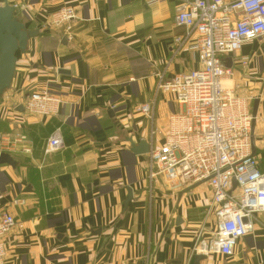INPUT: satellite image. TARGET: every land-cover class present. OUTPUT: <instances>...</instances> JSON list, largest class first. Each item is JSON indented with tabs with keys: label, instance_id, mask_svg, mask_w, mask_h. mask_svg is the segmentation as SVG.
<instances>
[{
	"label": "crops",
	"instance_id": "obj_1",
	"mask_svg": "<svg viewBox=\"0 0 264 264\" xmlns=\"http://www.w3.org/2000/svg\"><path fill=\"white\" fill-rule=\"evenodd\" d=\"M9 2L38 34L17 52L11 88L0 102V155L15 162L0 164V212L16 219L6 237V263L197 264L196 233L209 231L215 220L208 184L183 187L148 173V154L164 144L169 116L180 109L158 91L161 77L199 67L188 44L175 43L187 33L175 22L183 0ZM67 6L77 14L70 42L64 27L48 25L49 16ZM244 57L250 59L245 69ZM225 64L234 71L228 87L259 98L253 154L264 171V37L244 44ZM43 89L63 100L58 115L17 110ZM145 103L155 104L154 120L137 111ZM155 129L162 135L153 137ZM57 132L63 148L45 154ZM21 137L18 150L2 148L3 139ZM142 142L148 152L136 154ZM128 188L133 197L126 205ZM15 199L24 204L14 205ZM253 224L233 256H205L199 264H264V214Z\"/></svg>",
	"mask_w": 264,
	"mask_h": 264
},
{
	"label": "built area",
	"instance_id": "obj_2",
	"mask_svg": "<svg viewBox=\"0 0 264 264\" xmlns=\"http://www.w3.org/2000/svg\"><path fill=\"white\" fill-rule=\"evenodd\" d=\"M76 18L75 9L67 6L51 14L48 25L64 27L70 42L75 38ZM175 22L187 31L186 36L176 38V45L188 44L199 67L169 80L161 77L158 91L171 95L180 109L169 116L164 144L152 146L148 154L149 178L164 177L183 187L208 184L214 225L209 231L196 233L193 251L195 255L228 258L252 232L255 216L264 214V171L252 151L250 104L256 96H240L228 87L234 71L226 66L225 58L239 52L244 44L264 37V0H183ZM249 61L247 57L241 59L243 69ZM62 104L59 96L43 89L31 93L24 108L33 115L52 117L58 115ZM154 110L152 103L137 108L149 120H154ZM156 135H162V131L153 130L152 136ZM25 140L3 139L1 146L16 151V144ZM63 146L57 132L49 139L45 154ZM21 151L30 154L31 148ZM13 204L24 202L15 199ZM15 226L12 213L0 212V264H7L6 237Z\"/></svg>",
	"mask_w": 264,
	"mask_h": 264
},
{
	"label": "water",
	"instance_id": "obj_3",
	"mask_svg": "<svg viewBox=\"0 0 264 264\" xmlns=\"http://www.w3.org/2000/svg\"><path fill=\"white\" fill-rule=\"evenodd\" d=\"M37 31L28 30L26 25L18 18V12L16 8L9 3V0H0V102L5 91L9 90L14 78L17 52L24 53L27 49L30 39L37 36ZM63 72V71H62ZM259 104V98L254 102L253 110V123H252V147L254 145L253 131L254 121L257 114V107ZM18 111L24 112V107L19 106ZM136 154H143L148 152V146L145 142H142L139 147L134 149ZM253 152L255 153L254 147ZM0 164H9L14 166L15 162L13 158L8 154L0 155ZM236 182H233V187H236ZM133 192L128 188V196L126 205L132 200ZM206 257L203 255H197L195 262L199 264L201 260Z\"/></svg>",
	"mask_w": 264,
	"mask_h": 264
}]
</instances>
